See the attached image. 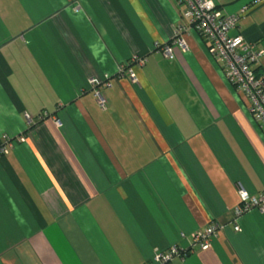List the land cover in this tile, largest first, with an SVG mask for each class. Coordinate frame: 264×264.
<instances>
[{
    "label": "crops",
    "instance_id": "obj_1",
    "mask_svg": "<svg viewBox=\"0 0 264 264\" xmlns=\"http://www.w3.org/2000/svg\"><path fill=\"white\" fill-rule=\"evenodd\" d=\"M213 1L233 14L255 0ZM183 9L0 0V141L13 142L0 155V264H148L174 244L175 264H264V212L232 222L239 187L264 191V139L204 38L184 33L173 59L157 50ZM238 24L264 49V0ZM215 222L210 245L191 247Z\"/></svg>",
    "mask_w": 264,
    "mask_h": 264
},
{
    "label": "built area",
    "instance_id": "obj_2",
    "mask_svg": "<svg viewBox=\"0 0 264 264\" xmlns=\"http://www.w3.org/2000/svg\"><path fill=\"white\" fill-rule=\"evenodd\" d=\"M177 5H184L180 16L183 21L177 23L172 40L158 45L157 50L167 59H173L176 48L182 51L187 49L183 34L190 30L195 31L206 41L210 55L221 61L226 79L235 88L242 91L249 99V113L258 125L260 134L264 139V75L255 71V66L260 62L264 49L255 43L248 41L239 31L238 21L248 11L251 5L262 0H255L252 4L244 5L238 13H225L218 9L213 0H172ZM131 62L142 64L144 59L133 57ZM127 74L131 81H136L133 69L128 66ZM95 83V79L90 80ZM100 107H104V99L98 91H95ZM23 141L24 138L17 137ZM13 145L12 139L3 137L0 141V155L8 152ZM239 203L233 209V229L240 231L237 219L252 208L264 212V191L259 194H251L244 187L238 189ZM223 227L220 222L206 227L193 235L191 247L207 248L217 231ZM183 249L174 244L165 250L155 249L148 264H175L176 257H182Z\"/></svg>",
    "mask_w": 264,
    "mask_h": 264
},
{
    "label": "rangeland",
    "instance_id": "obj_3",
    "mask_svg": "<svg viewBox=\"0 0 264 264\" xmlns=\"http://www.w3.org/2000/svg\"><path fill=\"white\" fill-rule=\"evenodd\" d=\"M127 62H130V61H127ZM128 67V66H127Z\"/></svg>",
    "mask_w": 264,
    "mask_h": 264
}]
</instances>
